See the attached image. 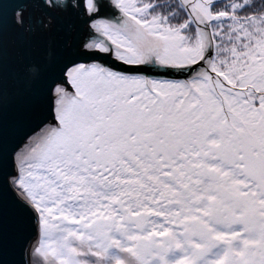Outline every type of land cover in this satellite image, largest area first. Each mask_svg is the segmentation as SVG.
<instances>
[{"label":"snow or ice","instance_id":"1","mask_svg":"<svg viewBox=\"0 0 264 264\" xmlns=\"http://www.w3.org/2000/svg\"><path fill=\"white\" fill-rule=\"evenodd\" d=\"M6 193L22 264H264V0H0V257Z\"/></svg>","mask_w":264,"mask_h":264},{"label":"water","instance_id":"2","mask_svg":"<svg viewBox=\"0 0 264 264\" xmlns=\"http://www.w3.org/2000/svg\"><path fill=\"white\" fill-rule=\"evenodd\" d=\"M4 11L5 16L10 20L12 5L9 4ZM48 115L50 113L46 99H41L37 102L26 115H22L17 108L10 106L7 113L9 151L19 142L30 127L35 126L40 119ZM4 233L5 243L0 259L3 260V264H22V244L35 231L32 227L31 218L20 209L11 193H6L5 195Z\"/></svg>","mask_w":264,"mask_h":264},{"label":"bare ground","instance_id":"3","mask_svg":"<svg viewBox=\"0 0 264 264\" xmlns=\"http://www.w3.org/2000/svg\"><path fill=\"white\" fill-rule=\"evenodd\" d=\"M34 236H35V233L32 236H30L29 238H27V240L32 239ZM27 240H25V241H27Z\"/></svg>","mask_w":264,"mask_h":264}]
</instances>
